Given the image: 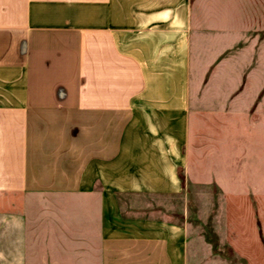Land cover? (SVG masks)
Here are the masks:
<instances>
[{
  "label": "crops",
  "instance_id": "obj_1",
  "mask_svg": "<svg viewBox=\"0 0 264 264\" xmlns=\"http://www.w3.org/2000/svg\"><path fill=\"white\" fill-rule=\"evenodd\" d=\"M194 17L192 0H0V197L100 200L96 256L32 255L24 209L3 213L0 264H210L187 224L125 220L112 202L180 193L189 120L238 112V56ZM74 215L48 245L94 247Z\"/></svg>",
  "mask_w": 264,
  "mask_h": 264
},
{
  "label": "rangeland",
  "instance_id": "obj_2",
  "mask_svg": "<svg viewBox=\"0 0 264 264\" xmlns=\"http://www.w3.org/2000/svg\"><path fill=\"white\" fill-rule=\"evenodd\" d=\"M192 12L198 17L193 18V29L222 34L221 38H205L206 44L214 47L222 42L228 49L233 47L229 51L238 56V112L220 113V117L210 112L198 117L196 113L189 120L190 166L180 172L187 175L180 193L112 202L124 212L125 220H132V213L140 211L143 221L150 224H167L169 220L178 226L187 224L189 254L208 257L210 264H264V0H192ZM203 157L206 166L200 165ZM100 187L102 184H94L95 190ZM86 201L87 205L55 196L0 197V249H5L10 235L2 225L3 213L26 209L30 211L32 255L96 256L100 200L88 195ZM135 201L141 202L142 208H135ZM76 208L85 218L78 222V242L91 240L94 247L61 249L55 236V246L48 245L49 234L56 232L53 224L73 223Z\"/></svg>",
  "mask_w": 264,
  "mask_h": 264
}]
</instances>
